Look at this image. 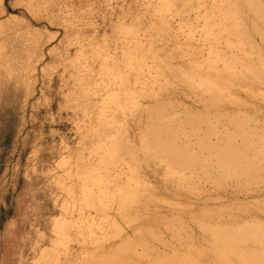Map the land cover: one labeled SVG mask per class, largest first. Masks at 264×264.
Returning a JSON list of instances; mask_svg holds the SVG:
<instances>
[{"label": "rangeland", "instance_id": "rangeland-1", "mask_svg": "<svg viewBox=\"0 0 264 264\" xmlns=\"http://www.w3.org/2000/svg\"><path fill=\"white\" fill-rule=\"evenodd\" d=\"M4 8L0 264H264V0Z\"/></svg>", "mask_w": 264, "mask_h": 264}, {"label": "bare ground", "instance_id": "bare-ground-1", "mask_svg": "<svg viewBox=\"0 0 264 264\" xmlns=\"http://www.w3.org/2000/svg\"><path fill=\"white\" fill-rule=\"evenodd\" d=\"M0 18L4 17L6 14V8H4V0H0Z\"/></svg>", "mask_w": 264, "mask_h": 264}]
</instances>
